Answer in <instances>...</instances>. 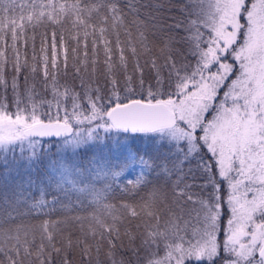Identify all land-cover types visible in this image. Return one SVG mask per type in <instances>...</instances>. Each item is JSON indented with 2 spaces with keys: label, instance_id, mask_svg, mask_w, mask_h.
Listing matches in <instances>:
<instances>
[{
  "label": "snow or ice",
  "instance_id": "6c2138e0",
  "mask_svg": "<svg viewBox=\"0 0 264 264\" xmlns=\"http://www.w3.org/2000/svg\"><path fill=\"white\" fill-rule=\"evenodd\" d=\"M0 264H264V0H0Z\"/></svg>",
  "mask_w": 264,
  "mask_h": 264
}]
</instances>
